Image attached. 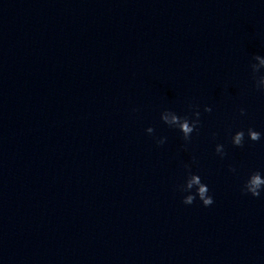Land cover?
Wrapping results in <instances>:
<instances>
[{"label":"clouds","instance_id":"9594fccd","mask_svg":"<svg viewBox=\"0 0 264 264\" xmlns=\"http://www.w3.org/2000/svg\"><path fill=\"white\" fill-rule=\"evenodd\" d=\"M252 61L254 62L250 63L249 67L251 69V78L254 81V87L256 90L264 93V74L258 75V73H261V70L264 69V56L258 54L254 55ZM189 108L190 114L183 116L172 109H165L160 113V120L165 125L169 128L179 130L185 145L191 142L192 134L198 132L201 126V111L199 110V106L190 104ZM133 111H137V109ZM203 111L211 113L212 108L205 105ZM239 113L241 116L246 115V109L240 108ZM146 132L153 136L157 146H162L167 141V137L155 136V129L151 126L146 129ZM215 135L216 134L213 133V137H215ZM246 135L247 139L252 142H259L262 138L261 132L249 127L246 131L244 129L235 131V133L231 135V144L234 147L242 148L246 142ZM215 152L221 159L227 156L224 144L217 143L215 145ZM195 163L196 158L193 156L192 164ZM192 164L183 165L185 169L184 180L183 183L175 186V190L182 194V203L184 205H192L198 199L204 207H210L215 202L214 198L210 194L208 185L203 182L201 175L198 172H193ZM229 171L236 173L237 169L230 165ZM241 193L243 195H250L253 198H260L262 193H264V175H262L259 170L251 172L241 187Z\"/></svg>","mask_w":264,"mask_h":264}]
</instances>
